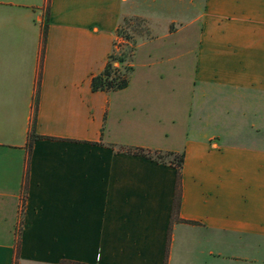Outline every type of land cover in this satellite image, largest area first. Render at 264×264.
I'll use <instances>...</instances> for the list:
<instances>
[{
  "label": "crops",
  "instance_id": "crops-1",
  "mask_svg": "<svg viewBox=\"0 0 264 264\" xmlns=\"http://www.w3.org/2000/svg\"><path fill=\"white\" fill-rule=\"evenodd\" d=\"M124 19L164 41L93 91ZM263 53L264 0H0V264H264ZM189 94L250 121L189 141ZM129 148L184 153L178 220L175 168Z\"/></svg>",
  "mask_w": 264,
  "mask_h": 264
},
{
  "label": "rangeland",
  "instance_id": "rangeland-1",
  "mask_svg": "<svg viewBox=\"0 0 264 264\" xmlns=\"http://www.w3.org/2000/svg\"><path fill=\"white\" fill-rule=\"evenodd\" d=\"M123 31H125L128 40H125L122 38V36H118L119 42L116 43L115 53L121 54L120 57L123 59L122 63H120L121 67L124 66H131L133 61V56L135 53V46L137 42L141 41H155L160 42L164 41L161 40L163 38H160V28L155 30L156 34H152L148 32L147 23L143 20H137V19H126L123 20L120 24ZM199 34H190V33H179V34H171L166 39L168 40L170 37V41L173 42H187L190 43L189 51L186 59L183 61L184 63L181 64V66L177 68V73H181L183 76H186L189 79H195L197 78L195 73V62H196V43L199 40ZM193 42V43H192ZM206 54H208V50L205 51ZM256 52L254 51V55ZM262 60V62H261ZM261 60L258 66L259 69H262L264 71V53L261 54ZM116 65V63H115ZM207 66V65H206ZM199 73V74H198ZM201 73L208 74V67L202 68V71H198V76L201 75ZM196 87H194L191 83L188 85V92L193 93L194 95L196 91L201 86L205 87V85H201L200 82H197L195 84ZM192 95V96H194ZM189 98L187 99V139L189 141L199 138V134H210L213 131L214 125L219 126L225 123L227 124H234L236 127L240 125V127H237L236 129L244 128L246 123L249 122V119H241L240 109L239 107L236 109L235 113H225V109L228 108V97L223 98L222 96L220 98H217L216 103H212L211 98H208L205 100L204 106L202 110H199L198 112H194V103L195 98L190 97V94L188 95ZM232 103V101H230ZM193 107V109H191ZM221 127V126H220ZM232 127V126H231ZM184 132V131H183ZM196 136V137H195ZM235 141L237 142L236 146H243L244 140L241 139V137H235Z\"/></svg>",
  "mask_w": 264,
  "mask_h": 264
},
{
  "label": "trees",
  "instance_id": "trees-1",
  "mask_svg": "<svg viewBox=\"0 0 264 264\" xmlns=\"http://www.w3.org/2000/svg\"><path fill=\"white\" fill-rule=\"evenodd\" d=\"M116 35L122 36L123 39L128 40L125 31H123L120 25L116 29ZM120 55L121 54L117 55L115 53V48L112 49V51L108 55L107 61L102 71L91 78V89L93 91L118 90V89H123L127 86L132 71V67L130 65L121 67L120 63H122L123 59L120 57ZM35 137L36 136L34 135H29V142ZM126 152L136 155H142L146 158L154 159L157 162L169 164L170 166L175 168L176 180H175L171 219L173 221L178 220V209H179L180 197H181V169L183 164L184 153L183 152L160 153L157 151L150 153L141 148H129L126 150ZM13 264H17L16 259L14 260ZM74 264H82V263H74Z\"/></svg>",
  "mask_w": 264,
  "mask_h": 264
}]
</instances>
